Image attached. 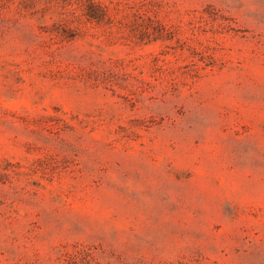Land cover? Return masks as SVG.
<instances>
[{"label":"rangeland","instance_id":"1","mask_svg":"<svg viewBox=\"0 0 264 264\" xmlns=\"http://www.w3.org/2000/svg\"><path fill=\"white\" fill-rule=\"evenodd\" d=\"M0 264H264V0H0Z\"/></svg>","mask_w":264,"mask_h":264}]
</instances>
